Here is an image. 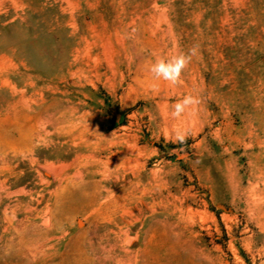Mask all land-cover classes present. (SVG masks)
<instances>
[{
  "label": "rangeland",
  "instance_id": "1",
  "mask_svg": "<svg viewBox=\"0 0 264 264\" xmlns=\"http://www.w3.org/2000/svg\"><path fill=\"white\" fill-rule=\"evenodd\" d=\"M24 173L0 264H264V0H0V180Z\"/></svg>",
  "mask_w": 264,
  "mask_h": 264
},
{
  "label": "clouds",
  "instance_id": "2",
  "mask_svg": "<svg viewBox=\"0 0 264 264\" xmlns=\"http://www.w3.org/2000/svg\"><path fill=\"white\" fill-rule=\"evenodd\" d=\"M197 47L193 46L187 52H181L177 55H172L168 58L157 57L155 62L151 64L149 72L155 81H163L170 86H177L181 83L182 73L191 63L192 58L197 55ZM154 90L156 86L154 85ZM200 103L199 99L192 95H185L178 100L171 110V117L173 119H180ZM186 133L177 129L173 137L175 142L184 143Z\"/></svg>",
  "mask_w": 264,
  "mask_h": 264
},
{
  "label": "bare ground",
  "instance_id": "3",
  "mask_svg": "<svg viewBox=\"0 0 264 264\" xmlns=\"http://www.w3.org/2000/svg\"><path fill=\"white\" fill-rule=\"evenodd\" d=\"M35 134H36L35 129L33 127H30L25 136V139L22 142L23 148L27 150H30L32 148ZM31 165L38 166L39 161L36 159H33L31 161ZM28 180H29V175L27 173H24L23 176L19 180L12 182L10 184L8 183L7 180H4V181L0 180V186L3 187L8 184L10 187H16L20 184L26 183ZM79 189L84 194V202L86 203L87 208H94L100 204L99 202L101 200L114 197L113 191L110 188H107L106 186L102 185L100 182L96 180L80 185ZM107 207L108 206H106L104 209H106ZM28 227L29 226H25L19 235H36L34 233H30L27 229Z\"/></svg>",
  "mask_w": 264,
  "mask_h": 264
}]
</instances>
